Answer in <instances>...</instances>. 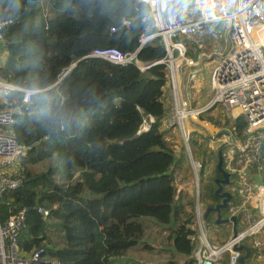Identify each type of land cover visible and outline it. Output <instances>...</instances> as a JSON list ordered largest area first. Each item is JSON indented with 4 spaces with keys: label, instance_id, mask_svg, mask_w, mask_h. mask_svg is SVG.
<instances>
[{
    "label": "trees",
    "instance_id": "trees-1",
    "mask_svg": "<svg viewBox=\"0 0 264 264\" xmlns=\"http://www.w3.org/2000/svg\"><path fill=\"white\" fill-rule=\"evenodd\" d=\"M190 2L170 0L178 8ZM149 15L147 3L138 0H0V19L10 20L1 29L7 57L0 78L35 91L28 104L19 91L0 104L17 110L13 132L26 148L21 185L0 196L1 222L25 210L18 236L23 254L43 246L60 264H111L143 238L144 226L132 219L150 216L167 229L173 245L168 264H197L187 208L193 199L176 196L173 185L186 150L176 152L162 130L170 109L162 100L166 66L158 61L166 50L160 36L140 41L154 31ZM124 19L128 26L121 25ZM109 47L136 53L147 67L86 57ZM234 125L240 134L246 122L240 116ZM257 151L261 165L264 138ZM59 164L63 183L56 180ZM217 177L215 168V176L202 181V190L209 184L206 207L220 200ZM239 201L232 194L223 214ZM249 242L246 264H260Z\"/></svg>",
    "mask_w": 264,
    "mask_h": 264
},
{
    "label": "built area",
    "instance_id": "built-area-1",
    "mask_svg": "<svg viewBox=\"0 0 264 264\" xmlns=\"http://www.w3.org/2000/svg\"><path fill=\"white\" fill-rule=\"evenodd\" d=\"M147 3L154 31L141 34L140 41L160 36L166 56L159 60L166 66L165 86L169 88L172 101V121L177 128L181 142L187 150L193 171V184L184 185L185 181L175 172L173 185L176 196L184 192L193 199L191 214L192 228L195 233L196 248L193 256L197 264H240L244 254L240 246L250 240L256 260L264 263V176L259 165L257 141L264 138V42L254 36V28L264 25V0H191L182 6L181 13L170 3V0H138ZM184 7V9H183ZM10 20L0 19V41L4 48L1 29ZM130 21L124 19L122 26ZM115 27H111V32ZM222 35L226 36V50L213 52L218 61L210 72V84L213 95L210 101L202 106L191 107L185 84L180 81L182 68L194 67L190 70L188 83L195 79L198 62L187 57L188 47L185 39L196 37V48L204 49L201 38L210 37L216 42ZM221 45H225L222 42ZM135 53L123 52L117 48H95L86 57H100L112 63L125 64L136 61ZM200 56H205L201 53ZM208 56V55H206ZM22 92L21 101L28 104L33 90L14 85L0 78V104L15 92ZM219 107L229 120V124L219 128L211 142L217 143L222 151L223 168L230 173V182L226 190L239 196L237 205H231L225 213V219L237 217V231H233L230 220L231 234L221 243L211 241L207 235L213 220L205 217V205L201 195L199 172L201 163L191 155L190 138L192 130L185 127L189 119L198 117L212 108ZM15 111L4 105L0 108V196L7 190L18 188L21 177L18 176L20 162L26 154V148L20 146L13 132L16 122ZM246 122L238 134L234 122L237 117ZM169 120V118H167ZM153 119L150 118V122ZM143 130L148 128L144 122ZM166 123L163 120L162 127ZM207 137V134H206ZM213 149V146L210 145ZM191 188V190H189ZM43 216L48 210L37 209ZM216 218V216H215ZM26 222L24 209H18L4 222L0 221V264H60L59 260L45 255V247L33 249L28 254L20 251L18 236ZM222 223V224H224ZM217 224V223H216ZM239 228V229H238Z\"/></svg>",
    "mask_w": 264,
    "mask_h": 264
},
{
    "label": "rangeland",
    "instance_id": "rangeland-1",
    "mask_svg": "<svg viewBox=\"0 0 264 264\" xmlns=\"http://www.w3.org/2000/svg\"><path fill=\"white\" fill-rule=\"evenodd\" d=\"M190 4V3H189ZM178 10L182 9L178 8V5H174ZM184 9V7H183ZM183 11V10H182ZM182 11L179 10L181 13ZM46 14V10L44 8L43 11ZM258 26V27H263ZM254 36L258 37L259 34L254 33ZM196 37L193 39H185L183 42L188 47L187 57L192 58L194 61L198 62V65L195 69V79L187 84L185 80L190 73L189 70H186L184 66L182 68V82L185 84V92L188 99V102L191 107L202 106L210 101L212 98L213 90L210 84V72L214 65L218 61V56L214 55L213 52H219L221 50H226L227 47V39L225 35H222L220 39L216 42H212L210 37L201 38V42L204 45V49L198 50L196 48ZM222 42H225V45H221ZM201 53H204L205 56H200ZM208 55V56H206ZM192 71V70H191ZM166 99V106L170 109L164 122L166 123L162 130L165 133L166 138L172 143L176 152H180L183 149V143L181 142L179 133L177 128L174 126L175 124L172 121V101L170 93L167 89L165 94ZM15 112L17 111L15 108H12ZM169 118V120H167ZM219 118V117H218ZM228 123V118L226 119ZM190 123V121H189ZM226 123V126H227ZM145 124H143L144 126ZM218 125H216L217 127ZM217 130L215 131L211 127L209 128V132L203 130V133L207 134V137L203 138L199 142H196L194 146L191 144V155L194 158H198L197 160L201 163V169L199 172V180L201 183V195L203 198L204 205L206 207L207 202L206 200V191L209 188V184L205 185L202 190V181L213 178L215 176V166L217 164V152H218V145L217 143L211 142V135L215 136ZM209 134V135H208ZM191 137L194 138V134L191 133ZM210 145L213 146V149H210ZM186 156L184 155V166L185 170L183 171V179L186 184H193V171L191 170L188 153L187 150L185 151ZM51 163L55 164V160H52ZM61 164H63L61 162ZM44 165H39L38 168H42ZM58 172L56 175V180L59 183H63L62 181V174L65 176L64 169L62 165L59 164ZM202 170V171H201ZM261 173L264 176V167H261ZM206 182V181H205ZM213 187V184H210V188ZM226 190V188H225ZM213 199V198H211ZM192 205L187 206L188 212L191 214ZM224 209L222 210V214ZM223 214L222 217H224ZM211 219H215V214L212 213ZM225 219V218H224ZM132 220L138 221L142 223L144 226V235L141 242L136 245V247L131 248L126 255L114 257L111 264H168V261L173 253V245L167 239V229L165 226L158 224L153 217L150 216H140L133 218ZM216 220V219H215ZM239 229V228H238ZM231 226L228 223L224 224H216L213 225L208 229L207 235L211 241L216 243L223 242L230 234H231Z\"/></svg>",
    "mask_w": 264,
    "mask_h": 264
},
{
    "label": "crops",
    "instance_id": "crops-1",
    "mask_svg": "<svg viewBox=\"0 0 264 264\" xmlns=\"http://www.w3.org/2000/svg\"><path fill=\"white\" fill-rule=\"evenodd\" d=\"M255 30L259 31V32H262V31L264 32V26L263 27H256ZM6 57H7V53H6L5 49L3 48L2 42L0 41V66H2L5 63ZM187 69L190 71V70L194 69V67L186 66V70ZM182 80H183V78H182V72H181L180 81H182ZM167 89L169 91V88L167 86H164V92L162 94V100L164 101V103L166 102L165 94L167 92ZM166 105L167 104L165 103V106ZM226 119H227V117L222 112V110L219 107H215V108H212L211 110H209L205 113L200 114L196 118L187 120L185 123V127L192 130V133L194 134V138L191 137L190 140L193 139V140H195V142H199L200 140H202L203 138L206 137V134L203 133V130H205L206 132H209L210 127L212 129H214L215 131L218 130L219 128H223L226 126V123H227ZM189 121H190V123H189ZM228 124H229V121H228ZM216 125H218V126L216 127ZM210 149H212V148L210 147ZM184 170H185V168L180 169V167H179L176 170V172H178L179 175L183 177L182 173ZM184 185H187V184L185 183ZM189 190H191V188H189ZM134 247H136V246H134Z\"/></svg>",
    "mask_w": 264,
    "mask_h": 264
},
{
    "label": "water",
    "instance_id": "water-1",
    "mask_svg": "<svg viewBox=\"0 0 264 264\" xmlns=\"http://www.w3.org/2000/svg\"><path fill=\"white\" fill-rule=\"evenodd\" d=\"M136 55V53H135ZM77 62H75L74 64H76ZM217 170L219 171L221 177L216 179L215 183H216V190H215V196H217L219 199H221L220 203H217L215 206L213 207H206L205 209V217L208 216L209 213L214 212L215 216H216V223L217 224H222L224 222H226L227 220H230L233 224V231L236 232V221H237V217L235 215L231 216L228 219H224L221 217V211L222 209L226 208L228 202L230 201V199L232 198V194L225 190H222V186L223 185H227L230 182V173L228 171H226L223 168V158H222V151L218 150L217 152ZM240 248H242L244 250V254L240 257L239 259V263L240 264H246V258L250 253V248L246 245H242L240 246Z\"/></svg>",
    "mask_w": 264,
    "mask_h": 264
},
{
    "label": "bare ground",
    "instance_id": "bare-ground-1",
    "mask_svg": "<svg viewBox=\"0 0 264 264\" xmlns=\"http://www.w3.org/2000/svg\"><path fill=\"white\" fill-rule=\"evenodd\" d=\"M254 33L259 34L257 38L261 39V41L264 42V32L263 31L259 32V31H256L254 28Z\"/></svg>",
    "mask_w": 264,
    "mask_h": 264
},
{
    "label": "flooded vegetation",
    "instance_id": "flooded-vegetation-1",
    "mask_svg": "<svg viewBox=\"0 0 264 264\" xmlns=\"http://www.w3.org/2000/svg\"><path fill=\"white\" fill-rule=\"evenodd\" d=\"M216 166H217V164H216ZM215 166V168H216V170H217V167ZM218 171V170H217ZM218 178H220V177H217V178H215V181H216V179H218ZM216 188H217V186H216ZM225 188H226V185H223L222 186V190L223 191H225ZM216 190V189H215ZM221 202V199L219 200V202L218 203H220Z\"/></svg>",
    "mask_w": 264,
    "mask_h": 264
}]
</instances>
